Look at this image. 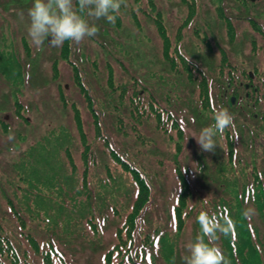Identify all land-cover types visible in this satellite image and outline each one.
Masks as SVG:
<instances>
[{
    "label": "rangeland",
    "instance_id": "obj_1",
    "mask_svg": "<svg viewBox=\"0 0 264 264\" xmlns=\"http://www.w3.org/2000/svg\"><path fill=\"white\" fill-rule=\"evenodd\" d=\"M31 4L32 0H0V237H7L12 244L14 241L21 264H43V253L54 264H173L172 260L165 261L173 259L170 253L161 258L152 251V257L147 249L148 235L163 218L165 224L170 219V241H176L175 247L182 249L176 264H182L184 245L195 237L191 215L200 209L199 201L208 197L205 209L209 211L221 199H230L235 206L244 194V204L238 210L248 215L251 229L256 227L261 242L258 256L264 260V34L257 33L250 20L239 17L242 13L241 17L251 16L264 30V5H260L263 10L254 11L251 4H241L240 0H125L117 14L121 25L116 19L110 23L102 18L93 21L98 33L79 45L65 42L61 47H51L46 42L37 47L27 33V9ZM192 8L196 17L189 20ZM154 9L162 13L173 41L178 23L185 22L180 47L203 69L211 108L223 106L233 115L234 125L228 128L233 136L232 147L225 132L216 138L219 146L214 152L202 151L191 137L210 125L212 119L202 105L199 81L192 82L186 73L177 75L167 68L163 39L153 20ZM222 49L229 63L223 62ZM73 62L97 102L107 104L102 113V134L153 184L154 203L148 205L136 229L124 216L127 212L110 211L104 219L98 216L92 221L95 224L88 226V239L67 238L45 230L48 226L32 217V203L26 204L28 184L19 164L28 151L62 126L69 127L81 141L83 152L91 156L97 153L111 169L117 165L106 141L101 137L99 140ZM113 74L115 87L109 82ZM133 76L146 86L148 96L152 92L164 109L178 117L185 130L180 148L175 131L165 132L138 110L130 114L124 108L131 102L130 95L142 89L132 87ZM125 85L129 89L121 103L116 87ZM79 114L80 126L76 120ZM163 126L172 129L171 124ZM74 156L80 176L81 171L91 170L87 188L94 189L92 174L101 168L100 163L96 160L87 165L81 155ZM218 161L228 169L222 180L218 178ZM178 165L186 171L192 190L182 208L180 236L176 233L180 223L175 210L182 189ZM32 238L40 242L39 249L33 246ZM0 258L1 263L10 264L4 252H0Z\"/></svg>",
    "mask_w": 264,
    "mask_h": 264
},
{
    "label": "trees",
    "instance_id": "obj_2",
    "mask_svg": "<svg viewBox=\"0 0 264 264\" xmlns=\"http://www.w3.org/2000/svg\"><path fill=\"white\" fill-rule=\"evenodd\" d=\"M218 10L222 11L221 8ZM154 12L156 26L164 43L163 54L166 61L174 71L178 73L185 71L184 73L189 76L192 82L199 81L202 96H204V98H201L202 105L204 109H207V116L212 119L213 108H211L212 103L208 89L209 83L206 75L195 63L190 62L179 52L178 47L174 45L173 39L169 35L162 14L155 11V9ZM194 14L195 12H193L192 8L190 19L195 17L193 16ZM221 15L223 16L224 14L221 12ZM182 39L183 33H180L178 40ZM222 54L223 62L228 61L226 50L222 49ZM72 65H74L79 76V66L74 62ZM78 82L85 92L84 97L93 114L99 140L101 137L106 141L110 155L117 165L114 169H111L108 164H103L97 153L94 152L93 154L92 152L91 156L88 152H83L80 148L81 141L78 140L69 127L62 126L57 132L53 131L52 135L28 151L27 155L23 158L24 160L19 164L23 170L24 181L28 184L27 190L29 194L26 196V204L30 206L32 203V217L38 220L39 223L48 226V229L45 230L55 235L61 234L67 238L88 239V226L94 225L95 223H92V221L94 222L98 216L104 219L110 211L122 212L124 210L127 212L124 216H126L130 225L136 229L139 224L138 221H142L144 218L148 205L154 203L153 184L143 175V171L138 165L125 159L124 155L113 147L109 137L105 136V133L102 134L104 131L102 113L105 107H107V104L97 102L98 98L92 95L89 86L84 83L83 77L79 76ZM109 82L112 87H115L113 75H110ZM139 86L142 87L140 84ZM132 87H138L137 83H134ZM116 88L120 92V102L124 103L129 87L125 85L121 89ZM142 90H146V88L136 89L130 95V104L125 103L124 108L127 107L130 114L135 109L138 110L139 112L137 111V113L146 116L147 118L145 119H149L151 122L154 121L156 123L155 126L165 132L170 133V131H175L179 139H177V147L180 148L181 144L179 142L184 137L185 130L182 128L179 119L171 111L164 109L153 94L149 93L150 96H148L146 91L143 93ZM111 92L110 90L108 94ZM113 100L114 98L110 97V102H113ZM79 117L82 121L81 115H76L77 124L80 126V122H78ZM145 119L142 123H144ZM163 124H171L172 129L165 128ZM224 132L229 139V145L232 147L234 145L233 136L229 133V129H226ZM74 154L81 155L82 159L87 162V165L96 160L100 163L101 168L96 169L94 171L95 174L92 172V178L96 181L93 182L92 180L91 182L95 186L94 189L87 188V185L90 184L89 174L91 170L87 168L81 171L80 176V170H78L79 165L75 161ZM217 163L218 178L222 180V178H225L224 173L228 169L222 166L223 163L221 161ZM204 166L207 172L209 165L206 161L204 162ZM181 168H183L181 165L176 167L180 183L182 184V189L178 197L179 205L175 208V210H178V217L176 218L180 223V231H176L178 236L181 235V224L183 223L181 217L182 208L190 194H192L191 184L186 171ZM245 198L246 194L242 195L238 201L239 203L235 204V206L231 203L230 199H221L212 204L210 209L213 210L212 212L221 210L235 222L234 232L228 237L218 234L216 243L224 252L229 264H264V260L258 256L261 242L257 240L256 227L251 229L249 227L248 215L242 214L238 210V206L244 204L243 200ZM124 199H129V203H124ZM132 200L134 201L131 208L129 204ZM196 215H191V217L194 216V219H192L195 236L200 231L196 221ZM160 221V226L156 227L155 231L148 235L147 249L151 252L152 257V251H157L161 258H165L164 256L170 253L169 255L173 259H165V261L172 260L173 264H176L179 262L182 249L180 248L178 250L179 246L177 248L175 247L177 245L176 241H170L172 235V232H170V219L166 221V224L165 218ZM32 243L33 246L35 244L37 246L36 248L39 249L40 242L32 238ZM0 252L1 255H3V252L5 253V257L9 258L7 260L10 264H21L19 259L20 255L14 241L12 244L7 237H0ZM7 253L9 254L8 256L6 255ZM22 255L25 256L23 253ZM47 255V253H43V264H54L52 259H49ZM0 264L4 263H1L0 260ZM28 264L32 263L29 261ZM151 264L154 263L151 261Z\"/></svg>",
    "mask_w": 264,
    "mask_h": 264
},
{
    "label": "clouds",
    "instance_id": "obj_3",
    "mask_svg": "<svg viewBox=\"0 0 264 264\" xmlns=\"http://www.w3.org/2000/svg\"><path fill=\"white\" fill-rule=\"evenodd\" d=\"M124 3L125 0H32L27 9V33L37 47L46 42L51 47H61L65 42L79 45L86 37L98 33L93 21L103 18L114 22L115 14L120 12ZM212 113L213 122L191 136L204 152H214L219 146L216 138L234 125V117L227 108H213ZM199 202L201 207L196 221L200 231L184 245L185 254L180 258L182 264H229L216 242L218 234L228 237L234 232L235 222L221 210H206L208 197Z\"/></svg>",
    "mask_w": 264,
    "mask_h": 264
},
{
    "label": "flooded vegetation",
    "instance_id": "obj_4",
    "mask_svg": "<svg viewBox=\"0 0 264 264\" xmlns=\"http://www.w3.org/2000/svg\"><path fill=\"white\" fill-rule=\"evenodd\" d=\"M242 1L243 2H247V3H249V4H251L250 6L254 9V11H256V10H263L261 7H260V5H264V0H258V1H256V2H251V1H249V0H240V3L242 4ZM219 7H221V6H219ZM259 11V12H260ZM157 12H160V11H157ZM242 12V11H241ZM161 13V12H160ZM254 14H255V12H253ZM162 14V13H161ZM244 14L242 13V15H239V17H240V19H242V20H244V21H247V20H250V22H251V26H252V28L254 29V30H256L257 31V33H261V34H264V30H262L261 29V27H259V24H260V21H256L255 19H253V18H251V16H248V17H241V16H243ZM151 17H153V16H151ZM196 17V16H195ZM194 17V18H195ZM116 18H118V17H116ZM163 18V17H162ZM119 21H117V23H120V25H121V22H122V19H121V17H119ZM153 20H154V24L156 23L155 21H156V19L153 17ZM189 20H190V16H189ZM184 21H185V19H184ZM183 21V22H184ZM182 22H180V23H178V29H177V34H176V38H175V40L176 41H173L174 42V45H176L177 47H178V49H179V52L181 53V54H183L190 62H192L193 64L195 63V62H193L192 60H190L184 53H183V51H182V49H181V47H180V44L182 43V41L184 40V35H183V39L182 40H178V35L180 34V33H184L183 32V28H184V26H185V22L184 23H182ZM195 23V22H194ZM157 27V26H156ZM246 28V27H245ZM158 30V29H157ZM168 30V29H167ZM159 32V31H158ZM256 42V45H259V43L257 42V40L255 39V41H254V43ZM163 52H164V43H163ZM164 55V54H163ZM165 58V57H164ZM166 60V59H165ZM167 62V61H166ZM167 64H168V62H167ZM166 64V65H167ZM196 64V63H195ZM169 65V64H168ZM167 65V68H169L171 71H173V72H176V71H174L171 67H170V65L168 66ZM197 65V67L200 69V70H203L198 64H196ZM185 71H183V73H184ZM178 73V72H177ZM181 74V73H180ZM177 75H179V73L177 74ZM189 77V76H188ZM113 79H114V74H113ZM115 81V80H114ZM133 81L135 82V83H137V85L139 86V84L142 86V87H145L146 88V86L145 85H143L141 82H140V80L136 77V76H133ZM140 87V86H139ZM143 91V93L146 91V93H148V91H147V88H146V90H142ZM150 94H153L152 92H150ZM154 95V94H153ZM155 96V95H154ZM156 97V96H155ZM156 100L157 101H159L158 100V98L156 97ZM169 111H171V110H169ZM173 114H174V112L173 111H171ZM175 115V114H174ZM178 118V117H177ZM181 123V122H180ZM182 126V125H181Z\"/></svg>",
    "mask_w": 264,
    "mask_h": 264
},
{
    "label": "water",
    "instance_id": "obj_5",
    "mask_svg": "<svg viewBox=\"0 0 264 264\" xmlns=\"http://www.w3.org/2000/svg\"><path fill=\"white\" fill-rule=\"evenodd\" d=\"M249 1L256 2V1H258V0H249Z\"/></svg>",
    "mask_w": 264,
    "mask_h": 264
}]
</instances>
